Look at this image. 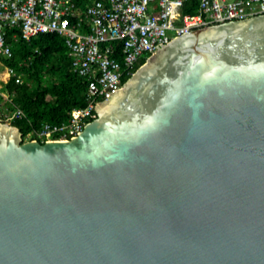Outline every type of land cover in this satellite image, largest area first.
<instances>
[{"label": "water", "instance_id": "1", "mask_svg": "<svg viewBox=\"0 0 264 264\" xmlns=\"http://www.w3.org/2000/svg\"><path fill=\"white\" fill-rule=\"evenodd\" d=\"M68 139L0 120V264H264V13L149 55Z\"/></svg>", "mask_w": 264, "mask_h": 264}, {"label": "built area", "instance_id": "2", "mask_svg": "<svg viewBox=\"0 0 264 264\" xmlns=\"http://www.w3.org/2000/svg\"><path fill=\"white\" fill-rule=\"evenodd\" d=\"M187 1L89 0L79 6L75 0H0V92L16 72L4 60L13 56L9 37L28 41L42 32L63 35L73 71L87 80L86 105L72 107L63 121H45L26 139L44 142L76 135L97 116V104L123 84V77L173 37L264 13V0H191L197 2L195 12L185 11ZM22 115L16 107L8 117Z\"/></svg>", "mask_w": 264, "mask_h": 264}, {"label": "trees", "instance_id": "3", "mask_svg": "<svg viewBox=\"0 0 264 264\" xmlns=\"http://www.w3.org/2000/svg\"><path fill=\"white\" fill-rule=\"evenodd\" d=\"M75 1L83 6L89 0ZM190 1L185 3V11H197V2ZM190 3L194 5L190 6ZM9 40L13 56L4 60L16 72L2 83L1 92L5 94L9 111L18 107L23 112L21 117L10 121L20 128L23 138L38 130L45 121H63L72 107L86 105L87 80L73 71L63 35L42 32L28 41L10 37ZM17 74L21 75L19 82L16 81ZM130 75L124 76L123 82Z\"/></svg>", "mask_w": 264, "mask_h": 264}, {"label": "rangeland", "instance_id": "4", "mask_svg": "<svg viewBox=\"0 0 264 264\" xmlns=\"http://www.w3.org/2000/svg\"><path fill=\"white\" fill-rule=\"evenodd\" d=\"M2 68L3 67L0 65V71L2 70ZM0 95L2 96L0 97V120L10 123L11 119L8 116L11 115L12 111H9L7 107L8 103L5 100V94L3 92H0Z\"/></svg>", "mask_w": 264, "mask_h": 264}]
</instances>
